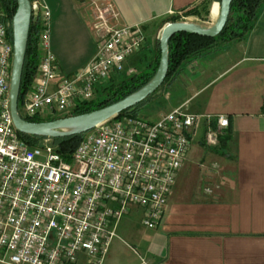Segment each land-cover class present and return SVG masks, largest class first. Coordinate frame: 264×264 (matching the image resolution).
<instances>
[{
    "label": "built area",
    "instance_id": "built-area-1",
    "mask_svg": "<svg viewBox=\"0 0 264 264\" xmlns=\"http://www.w3.org/2000/svg\"><path fill=\"white\" fill-rule=\"evenodd\" d=\"M31 5L42 28L41 57L32 89L19 105L24 119L69 116L113 76L134 74L125 72L126 62L146 37L140 26H118L113 6L96 8L95 28L102 36L96 55L79 73L64 75L51 48L50 10L42 0ZM13 55L10 23L0 11V264H103L121 221L133 210L141 213L145 229L162 225L201 116L181 106L155 121L140 115L112 119L84 134L67 162L52 139L31 147L15 129L9 97ZM216 121L205 135L211 149L229 127L225 116Z\"/></svg>",
    "mask_w": 264,
    "mask_h": 264
},
{
    "label": "crops",
    "instance_id": "crops-1",
    "mask_svg": "<svg viewBox=\"0 0 264 264\" xmlns=\"http://www.w3.org/2000/svg\"><path fill=\"white\" fill-rule=\"evenodd\" d=\"M42 1L51 13L57 65L64 75H75L97 53L102 37L95 28L98 6H113L120 27L140 26L146 42L131 58L142 53L153 61L171 14L205 0ZM218 11L219 3L213 2V19ZM169 84V112L185 106L201 116L191 150L168 197L162 225L145 229L141 213L133 210L121 221L119 238L103 264H264V4L242 41L189 63ZM220 116L229 120V140L225 150L210 152L202 137ZM130 252L141 262L126 261L123 256Z\"/></svg>",
    "mask_w": 264,
    "mask_h": 264
},
{
    "label": "trees",
    "instance_id": "trees-1",
    "mask_svg": "<svg viewBox=\"0 0 264 264\" xmlns=\"http://www.w3.org/2000/svg\"><path fill=\"white\" fill-rule=\"evenodd\" d=\"M34 0H31L33 2ZM221 0H206L208 5L213 2L220 3ZM264 4V0H234L231 5V13L226 27L222 33L216 38L200 37L198 35L179 33L172 37L169 42V72L162 86L170 81L175 80L185 69V67L204 55L220 50L223 46L242 41L253 29L254 21L257 14ZM0 11L4 14V20L10 23V33L12 36V21L17 11V0H0ZM183 17L199 15L196 8L184 11ZM207 14H210V9ZM181 16H171L169 23L180 22ZM41 24L32 16L30 35L25 59V65L22 75L21 94L19 105L21 106L24 95L32 89L33 81L40 62V51L38 48L39 37L41 33ZM13 40V38H12ZM160 42L158 41V54L153 61H147L146 69L136 74L127 76L124 79L116 80L112 78L108 86H104L98 96L91 102L80 104L76 107L73 113L69 116L81 115L89 113L106 106L112 105L127 96L139 91L146 86L155 76L160 62ZM161 86V87H162ZM154 95V94H153ZM149 97L143 103L136 107L127 110L120 114L117 118L125 115L139 116L140 109L153 97ZM66 117H51L47 121L39 119L26 120L33 123L55 121ZM116 119V118H115ZM211 126L215 129L217 121L213 120ZM20 138L31 147H37L46 138L33 137L20 134ZM84 138L83 135H77L68 138L52 139L56 150L60 153L67 162H71L72 156ZM229 137L224 135L220 137V145L218 151H223L226 148Z\"/></svg>",
    "mask_w": 264,
    "mask_h": 264
},
{
    "label": "water",
    "instance_id": "water-1",
    "mask_svg": "<svg viewBox=\"0 0 264 264\" xmlns=\"http://www.w3.org/2000/svg\"><path fill=\"white\" fill-rule=\"evenodd\" d=\"M233 1H220L218 18L211 27H203L188 22H175L165 25L159 40L161 54L158 70L153 79L139 91L112 105L89 113L55 121L33 123L24 119L19 113V98L30 35L32 5L31 0H17V11L12 21L14 55L9 93L10 111L15 129L23 135L49 139L83 135L143 103L161 88L167 78L169 72V42L172 37L179 33H188L200 37L216 38L227 25Z\"/></svg>",
    "mask_w": 264,
    "mask_h": 264
},
{
    "label": "rangeland",
    "instance_id": "rangeland-1",
    "mask_svg": "<svg viewBox=\"0 0 264 264\" xmlns=\"http://www.w3.org/2000/svg\"><path fill=\"white\" fill-rule=\"evenodd\" d=\"M211 5H208L206 0L203 1L198 7H196V10L198 11L199 15L189 16V17H184V18H182L183 17L182 16L180 22L194 23L196 25L203 26V27L213 26V24H215L217 18L213 19L210 14L209 15L207 14L208 10L211 9ZM164 23L165 22H163L160 25V27H162ZM167 24H169V23H166L165 25H167ZM147 61H148L147 58H144L142 53H140L139 55L134 56L133 58H131V60H129L128 64L126 65V71L125 72H127L128 70H134V74H136L140 71H144L146 69ZM127 76H128L127 73H123L121 75L115 76V79L116 80L124 79ZM169 83L170 82H168L167 84L162 86L153 95V97L146 103L144 111H141V109H140V111L142 112V114L140 116H142L144 118L157 119L160 115H163V114L168 113L170 111L169 99L165 98V95L167 94V92H169V87H170ZM108 85H109V82L105 85H102L100 88H98L97 89L98 91L96 92V97L99 94L98 92H101L103 90L104 86H108ZM202 140L204 142L205 148H207L210 152H213L214 150L216 151L219 149V147L215 148V149H210L206 145V140L204 137H202ZM196 144L197 143H195V146H196ZM123 258L126 261L134 258L138 261L140 260V262H141V258L133 255L131 252L128 254L125 253Z\"/></svg>",
    "mask_w": 264,
    "mask_h": 264
},
{
    "label": "bare ground",
    "instance_id": "bare-ground-1",
    "mask_svg": "<svg viewBox=\"0 0 264 264\" xmlns=\"http://www.w3.org/2000/svg\"><path fill=\"white\" fill-rule=\"evenodd\" d=\"M219 11H220V6H219ZM219 11H218V14H217V17H216V18H218V15H219Z\"/></svg>",
    "mask_w": 264,
    "mask_h": 264
}]
</instances>
